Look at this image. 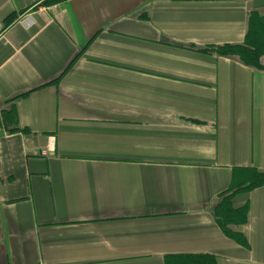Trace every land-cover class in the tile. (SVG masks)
I'll list each match as a JSON object with an SVG mask.
<instances>
[{
    "label": "crops",
    "instance_id": "crops-1",
    "mask_svg": "<svg viewBox=\"0 0 264 264\" xmlns=\"http://www.w3.org/2000/svg\"><path fill=\"white\" fill-rule=\"evenodd\" d=\"M0 0V264H264V0ZM224 194V195H223Z\"/></svg>",
    "mask_w": 264,
    "mask_h": 264
},
{
    "label": "trees",
    "instance_id": "trees-1",
    "mask_svg": "<svg viewBox=\"0 0 264 264\" xmlns=\"http://www.w3.org/2000/svg\"><path fill=\"white\" fill-rule=\"evenodd\" d=\"M63 0H44V5H52ZM247 45H226L218 47L221 54H236L246 63L259 65V58L264 52V16L252 13L246 37ZM246 183L240 185L231 194L223 196L221 210L216 213L222 230L237 242L247 246L248 243L242 233L229 228L230 224L246 223L248 218V205L239 208L233 207V194L240 189H254L264 183V172L253 171V175L246 177ZM165 264H218L217 258L208 253H181L170 254L165 258Z\"/></svg>",
    "mask_w": 264,
    "mask_h": 264
},
{
    "label": "built area",
    "instance_id": "built-area-1",
    "mask_svg": "<svg viewBox=\"0 0 264 264\" xmlns=\"http://www.w3.org/2000/svg\"><path fill=\"white\" fill-rule=\"evenodd\" d=\"M53 6H55V5H53ZM0 32H1V23H0Z\"/></svg>",
    "mask_w": 264,
    "mask_h": 264
}]
</instances>
